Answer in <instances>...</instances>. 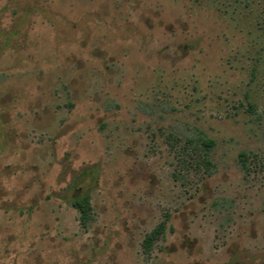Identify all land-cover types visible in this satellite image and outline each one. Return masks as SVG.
<instances>
[{"label":"rangeland","instance_id":"rangeland-1","mask_svg":"<svg viewBox=\"0 0 264 264\" xmlns=\"http://www.w3.org/2000/svg\"><path fill=\"white\" fill-rule=\"evenodd\" d=\"M0 264H264V0H0Z\"/></svg>","mask_w":264,"mask_h":264},{"label":"trees","instance_id":"trees-1","mask_svg":"<svg viewBox=\"0 0 264 264\" xmlns=\"http://www.w3.org/2000/svg\"><path fill=\"white\" fill-rule=\"evenodd\" d=\"M189 142L193 143L196 142L195 145L197 144V146H202L203 148V161L205 164H209L210 160H209V152L213 146V140L210 138H207L205 136H203L202 134H197L194 138H188L187 139ZM72 205L75 206L81 214L84 213L85 211V205H84V198L81 197H74L72 200ZM157 229L149 232L144 240H143V247H144V252L148 253L152 244V241L155 239L156 234H157Z\"/></svg>","mask_w":264,"mask_h":264}]
</instances>
